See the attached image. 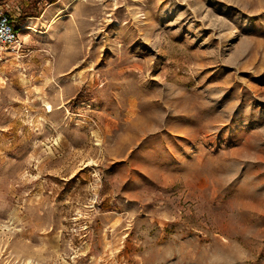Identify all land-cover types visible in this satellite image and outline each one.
Segmentation results:
<instances>
[{
	"label": "rangeland",
	"instance_id": "rangeland-1",
	"mask_svg": "<svg viewBox=\"0 0 264 264\" xmlns=\"http://www.w3.org/2000/svg\"><path fill=\"white\" fill-rule=\"evenodd\" d=\"M0 14V264H264V0Z\"/></svg>",
	"mask_w": 264,
	"mask_h": 264
},
{
	"label": "built area",
	"instance_id": "built-area-1",
	"mask_svg": "<svg viewBox=\"0 0 264 264\" xmlns=\"http://www.w3.org/2000/svg\"><path fill=\"white\" fill-rule=\"evenodd\" d=\"M18 32L6 14H0V41L9 43L17 39Z\"/></svg>",
	"mask_w": 264,
	"mask_h": 264
},
{
	"label": "bare ground",
	"instance_id": "bare-ground-1",
	"mask_svg": "<svg viewBox=\"0 0 264 264\" xmlns=\"http://www.w3.org/2000/svg\"><path fill=\"white\" fill-rule=\"evenodd\" d=\"M47 107L50 109L51 108V104H49V102H46Z\"/></svg>",
	"mask_w": 264,
	"mask_h": 264
}]
</instances>
